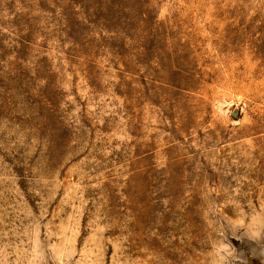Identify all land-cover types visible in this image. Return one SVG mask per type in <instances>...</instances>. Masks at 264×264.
<instances>
[{
  "label": "rangeland",
  "instance_id": "1",
  "mask_svg": "<svg viewBox=\"0 0 264 264\" xmlns=\"http://www.w3.org/2000/svg\"><path fill=\"white\" fill-rule=\"evenodd\" d=\"M0 264H264V0H0Z\"/></svg>",
  "mask_w": 264,
  "mask_h": 264
}]
</instances>
